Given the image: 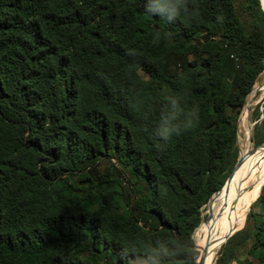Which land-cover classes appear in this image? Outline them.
<instances>
[{"label":"trees","instance_id":"obj_1","mask_svg":"<svg viewBox=\"0 0 264 264\" xmlns=\"http://www.w3.org/2000/svg\"><path fill=\"white\" fill-rule=\"evenodd\" d=\"M142 5L0 0V264H198L264 71V8L189 0L168 24ZM166 95L199 112L164 141ZM246 218L215 264H264V186Z\"/></svg>","mask_w":264,"mask_h":264},{"label":"bare ground","instance_id":"obj_2","mask_svg":"<svg viewBox=\"0 0 264 264\" xmlns=\"http://www.w3.org/2000/svg\"><path fill=\"white\" fill-rule=\"evenodd\" d=\"M248 113V108H246L244 114L242 113L241 121L243 123L247 120ZM261 154L259 157L253 156L254 158H251L244 164L242 163L243 165H241L236 175V183L230 190L222 193V197L228 200L229 204L224 208L218 224L210 228L209 236L203 239L198 245L201 252L205 254L203 264H213L221 244L229 235L242 228L247 210L249 211L251 209L253 203L259 197L263 181L258 186L256 185L258 191L253 202L250 204L249 194L251 189L264 177V147Z\"/></svg>","mask_w":264,"mask_h":264},{"label":"rangeland","instance_id":"obj_3","mask_svg":"<svg viewBox=\"0 0 264 264\" xmlns=\"http://www.w3.org/2000/svg\"><path fill=\"white\" fill-rule=\"evenodd\" d=\"M262 4H263V1H262ZM263 6H264V4H263ZM246 108H248L249 113H248L247 120L244 121V123H243L241 121V119H242V116H243ZM258 108L261 112V116L258 120H256L254 118V114H255V110H257ZM263 119H264V71L259 75V77H258V79H257V81L253 87V90L249 94L247 101H246V104H245L243 110L241 111V114L239 115V119H238V145H239V149H240V155L242 157V162L239 165V167L235 170V175L227 183V186H225L222 189V191L209 204H206L203 207V217H204L203 221L194 233V240L196 243V247L200 251V253H201V250L199 249V246H198L199 243L203 239H205L206 237L209 236L210 228L213 225L218 224L220 216H221L224 208L226 207L227 204H229L228 200H226L222 197L223 196L222 193L224 191L230 190L233 187V185L236 183V180H237L236 175L238 174V171H239L241 165L246 163L251 158L259 157L262 155L261 152H262L263 147H261L259 154H256L255 150H253L254 146H255V142L254 141L250 142L249 138H250V136L253 137L256 124L261 123L263 121ZM262 181H263L262 186H261V190H262V187L264 186V177L261 181H259L257 184H255L253 186V188L251 189L250 194H249L250 195V204L253 202L254 197L257 194L258 184ZM250 211H251V209H250ZM250 211H248V212L250 213ZM248 212H247V215L249 214ZM246 222H247V218H246ZM246 222H244V224H243L244 226L240 230L245 228ZM225 241L219 247L218 252L214 258L213 264H215L216 259L219 256V253L223 247L222 245H224L226 243Z\"/></svg>","mask_w":264,"mask_h":264},{"label":"clouds","instance_id":"obj_4","mask_svg":"<svg viewBox=\"0 0 264 264\" xmlns=\"http://www.w3.org/2000/svg\"><path fill=\"white\" fill-rule=\"evenodd\" d=\"M142 6L146 15L158 16L172 24L182 13L189 11V0H143ZM165 100L170 101L172 107L166 115L162 114L164 126L157 135L167 141L172 135H179L181 131L191 128L199 109L194 106L191 111H185L178 106L180 99L175 96L166 95Z\"/></svg>","mask_w":264,"mask_h":264},{"label":"water","instance_id":"obj_5","mask_svg":"<svg viewBox=\"0 0 264 264\" xmlns=\"http://www.w3.org/2000/svg\"><path fill=\"white\" fill-rule=\"evenodd\" d=\"M261 2H262V1H261ZM262 5H263V4H262ZM263 8H264V6H263ZM249 139H250V142H253V138H252V136H250ZM260 147H264V142H263L262 144H260V145H257V146L255 145L253 150H256V149H258V148H260ZM241 162H242V157H241V155H240V157H239V159H238V161H237V164L235 165V167H234L233 171L231 172V174L229 175L228 179L233 175V172L239 167V165L241 164ZM228 179H227V180H228ZM227 180H226V181H227ZM222 187H223V186H222ZM222 187H221V188H222ZM221 188H220V189H221ZM220 189H219V190H220ZM219 190H218V191H219ZM216 192H217V191H216ZM216 192H215V193H216ZM215 193H214V194H215ZM214 194H213V195H214ZM213 195H212V196H213ZM211 199H212V197L209 199V201H208L207 204H209V202L211 201ZM236 232H237V231H236ZM234 234H235V232L232 233L231 235H229V236L227 237V239H226L225 242H227V240H228L232 235H234ZM204 256H205V254L201 252L200 255H199L198 261H197L198 264H203Z\"/></svg>","mask_w":264,"mask_h":264}]
</instances>
